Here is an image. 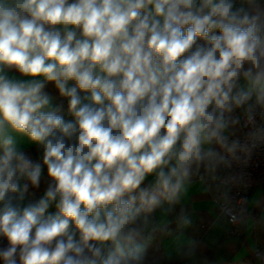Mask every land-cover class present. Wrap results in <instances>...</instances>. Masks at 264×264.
Returning a JSON list of instances; mask_svg holds the SVG:
<instances>
[{"label":"clouds","instance_id":"obj_1","mask_svg":"<svg viewBox=\"0 0 264 264\" xmlns=\"http://www.w3.org/2000/svg\"><path fill=\"white\" fill-rule=\"evenodd\" d=\"M237 111L264 139V0H0V264H149Z\"/></svg>","mask_w":264,"mask_h":264},{"label":"crops","instance_id":"obj_2","mask_svg":"<svg viewBox=\"0 0 264 264\" xmlns=\"http://www.w3.org/2000/svg\"><path fill=\"white\" fill-rule=\"evenodd\" d=\"M46 91L53 96L56 103L63 102L66 107V101H61L53 85H47ZM235 115L241 117L242 113L237 111ZM240 128L241 120L240 124L231 130V137L238 135ZM19 143L24 146L27 141L21 138ZM29 151L35 158V148H30ZM221 172L222 169L217 175ZM46 185L45 170V179L42 180L40 189L29 199H38ZM221 190L222 187L216 180H212L201 170L199 174L193 175L187 193L171 212L162 215L161 210L156 211L154 224L157 231L148 248L149 264L153 260L159 261V264H217L226 259H252L253 264H264V183L254 185L248 190L246 214L240 222V234L228 232V221L220 212L214 198V193ZM54 211V207L49 209L50 213ZM181 215L186 216L191 223L186 226L182 224L179 219ZM192 242L195 255H182L180 250H187L192 246ZM256 250L259 254H255Z\"/></svg>","mask_w":264,"mask_h":264},{"label":"built area","instance_id":"obj_3","mask_svg":"<svg viewBox=\"0 0 264 264\" xmlns=\"http://www.w3.org/2000/svg\"><path fill=\"white\" fill-rule=\"evenodd\" d=\"M241 128L238 135L230 139H239L242 144L249 147L248 153H238L241 157L239 161H233L230 169H222L216 183L222 187L221 191L214 193L219 210L228 221V232L240 234V222L246 214V198L250 187L264 183V139H253L251 133L253 126L246 125L243 115L240 117ZM264 124L259 116L257 126ZM231 177L228 183L221 180ZM233 217H235L233 219ZM259 254V251H255ZM245 264H253L252 259H247Z\"/></svg>","mask_w":264,"mask_h":264},{"label":"trees","instance_id":"obj_4","mask_svg":"<svg viewBox=\"0 0 264 264\" xmlns=\"http://www.w3.org/2000/svg\"><path fill=\"white\" fill-rule=\"evenodd\" d=\"M4 243L3 241H0V244ZM246 262V259H242V260H239V261H233V260H229V259H226V260H222L220 262H218L217 264H245Z\"/></svg>","mask_w":264,"mask_h":264}]
</instances>
